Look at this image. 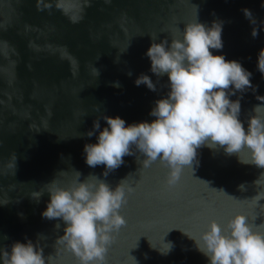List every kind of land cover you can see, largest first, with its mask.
I'll list each match as a JSON object with an SVG mask.
<instances>
[{
  "label": "water",
  "instance_id": "95a60500",
  "mask_svg": "<svg viewBox=\"0 0 264 264\" xmlns=\"http://www.w3.org/2000/svg\"><path fill=\"white\" fill-rule=\"evenodd\" d=\"M0 264H264V0H0Z\"/></svg>",
  "mask_w": 264,
  "mask_h": 264
}]
</instances>
